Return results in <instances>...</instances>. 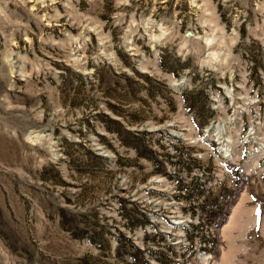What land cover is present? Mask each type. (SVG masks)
I'll list each match as a JSON object with an SVG mask.
<instances>
[{"label": "rangeland", "instance_id": "374dc122", "mask_svg": "<svg viewBox=\"0 0 264 264\" xmlns=\"http://www.w3.org/2000/svg\"><path fill=\"white\" fill-rule=\"evenodd\" d=\"M0 264H264V0H0Z\"/></svg>", "mask_w": 264, "mask_h": 264}, {"label": "water", "instance_id": "95a60500", "mask_svg": "<svg viewBox=\"0 0 264 264\" xmlns=\"http://www.w3.org/2000/svg\"><path fill=\"white\" fill-rule=\"evenodd\" d=\"M174 87H176L177 88V85H175V84H172ZM184 86L182 85L181 87H179L178 89H182ZM211 126V125H210ZM211 129V127H209V128H206L205 129V131L206 132H208L209 130Z\"/></svg>", "mask_w": 264, "mask_h": 264}, {"label": "trees", "instance_id": "16d2710c", "mask_svg": "<svg viewBox=\"0 0 264 264\" xmlns=\"http://www.w3.org/2000/svg\"><path fill=\"white\" fill-rule=\"evenodd\" d=\"M109 119H110V121L116 123L118 126L120 125V122L118 120L112 119V118H109ZM108 129H110V128H108Z\"/></svg>", "mask_w": 264, "mask_h": 264}, {"label": "bare ground", "instance_id": "6f19581e", "mask_svg": "<svg viewBox=\"0 0 264 264\" xmlns=\"http://www.w3.org/2000/svg\"><path fill=\"white\" fill-rule=\"evenodd\" d=\"M218 126H219V124H216V123H215V124H212V125H211V129H212V128H215V127H218ZM207 128H208V127H207Z\"/></svg>", "mask_w": 264, "mask_h": 264}]
</instances>
